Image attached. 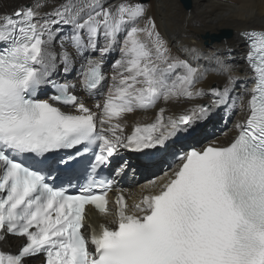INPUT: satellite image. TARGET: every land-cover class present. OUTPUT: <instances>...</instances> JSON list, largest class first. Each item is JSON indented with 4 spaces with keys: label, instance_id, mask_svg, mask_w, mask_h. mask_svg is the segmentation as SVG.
Listing matches in <instances>:
<instances>
[{
    "label": "snow or ice",
    "instance_id": "snow-or-ice-1",
    "mask_svg": "<svg viewBox=\"0 0 264 264\" xmlns=\"http://www.w3.org/2000/svg\"><path fill=\"white\" fill-rule=\"evenodd\" d=\"M147 13L143 0H31L0 15V242L20 239L15 254L0 250V264H27V258L44 264H264V30L240 33L253 84L233 95L237 66L217 56L218 67L210 71L226 81L205 91L198 85L209 70L196 63L203 51L185 47L189 58L173 54ZM68 29L55 49L54 40ZM122 33L98 113L74 94L76 84L50 79L59 65L69 73L80 59L79 88L94 96L105 80V57ZM232 58L229 49L226 59ZM45 85L54 94L37 98ZM209 95L208 104H190L178 115L166 116L159 107L151 123L137 122L125 134L128 114ZM221 106L228 112L239 107L244 117L235 121L232 141L178 156L164 173L166 182L148 181L139 200L125 194L131 189L115 187L126 162L100 178L121 148H163ZM90 150L92 158L81 161ZM81 170L86 181L74 194L48 183L53 173H64L71 187ZM87 206L112 217L114 227L86 226Z\"/></svg>",
    "mask_w": 264,
    "mask_h": 264
},
{
    "label": "bare ground",
    "instance_id": "bare-ground-1",
    "mask_svg": "<svg viewBox=\"0 0 264 264\" xmlns=\"http://www.w3.org/2000/svg\"><path fill=\"white\" fill-rule=\"evenodd\" d=\"M56 2L59 3L60 0H56ZM117 2L118 0H105L106 4ZM28 3H31V0H0V15L10 14L20 5ZM145 4L148 6V16L154 18L160 34L167 41L173 54L180 55L182 58H189L182 51L185 47L203 51L204 56L196 61V63L202 69H208L209 71L206 78L198 87L203 88L205 91L213 86L223 88L226 76L216 75L210 71L218 67L215 59L217 56L224 59L225 64L237 66L232 69V74L237 77L236 91L233 95L240 92L242 84H246L249 87L253 84L243 58L247 50L240 33L247 30H264V0H191L189 10H186L179 0H148ZM70 31L68 29L56 37L53 42L55 49H59L61 37H67ZM222 31L230 32L231 36L220 41H208V44L204 43L203 37L205 35L214 36ZM123 35V33L120 35L119 43L115 46L114 50L105 57L103 67L107 66V69H109L107 75L104 73L106 81L104 80L105 82L102 84V87L104 85L107 87L105 94L103 95L102 93L99 96L96 93L94 96H87L80 90L79 84H77L75 92L94 112L98 113L99 110L95 105L102 104L104 97L108 95L109 86L115 74L112 66L120 58L121 53L118 47L122 46ZM229 49L233 57L231 60L226 59L229 55ZM83 55L87 57L89 53H84ZM90 55L95 58L99 53L94 52ZM80 68V59L74 60L73 69L69 73H64L63 65H59L57 71L53 73L50 79L54 81L61 80L62 83L68 81L78 83L80 81ZM46 86L48 85L42 88ZM46 98L44 97V99ZM210 100L211 96L209 95L202 100L184 104L169 103L168 105H164L161 102L156 109L147 113L136 112L128 114L125 121H122L126 123L125 134H131L137 122L141 124L151 123L155 119L159 107H166V116L178 115L184 108L189 107L190 104H208ZM243 118L239 107L232 112H228L224 106L214 107L204 120L197 122L194 127L187 131L178 133L163 148L149 150L148 153L140 154L121 148L120 151L122 152L119 151V154L114 157L110 169L114 174V170L125 162L127 163V168L118 179L115 187L131 189L130 193L126 192L125 194L131 195L135 200H139L143 194L142 188L147 185L148 181L163 177V179L157 181L158 184H162L167 180L164 173L172 167L167 166L163 157L160 156V152L171 154L174 151H182L183 148L188 146L202 148L210 144L213 146H224L236 135L233 127L235 121L242 120ZM157 190L159 189L157 188ZM115 196L116 192L113 191L108 198L112 201ZM128 203L131 204L132 200H129ZM109 207H113V205L110 204ZM111 219L112 217L93 215L92 212L87 211L85 224L86 226L90 224L98 231L102 223L114 227V225L109 223ZM19 244L20 240L7 238L6 242H1V248L2 251L8 252L11 249H17Z\"/></svg>",
    "mask_w": 264,
    "mask_h": 264
},
{
    "label": "water",
    "instance_id": "water-1",
    "mask_svg": "<svg viewBox=\"0 0 264 264\" xmlns=\"http://www.w3.org/2000/svg\"><path fill=\"white\" fill-rule=\"evenodd\" d=\"M147 1H148V0H143L144 3H147ZM179 1H180L181 5H182L183 7L186 8V10H189V9H190V6H191V0H179ZM219 37H220V38H227V37H230V32H228V31H224V32H222V33L220 34ZM206 38H208V36L205 37V39H206Z\"/></svg>",
    "mask_w": 264,
    "mask_h": 264
},
{
    "label": "rangeland",
    "instance_id": "rangeland-1",
    "mask_svg": "<svg viewBox=\"0 0 264 264\" xmlns=\"http://www.w3.org/2000/svg\"><path fill=\"white\" fill-rule=\"evenodd\" d=\"M150 2V1H149ZM148 2V3H149ZM118 48H120V46L118 47ZM109 71V69H107V66H105V68H104V73L107 75V73H109L108 72ZM107 77V76H106ZM106 81V80H105ZM104 81V82H105ZM62 82V81H61ZM106 89H107V87H106V85H104V87H102L97 93H98V95L99 96H101L102 95V93H103V95L105 94V92H106ZM186 148V147H185ZM185 148H183V150L185 149ZM180 149H181V147H180ZM166 154H168V153H166Z\"/></svg>",
    "mask_w": 264,
    "mask_h": 264
}]
</instances>
